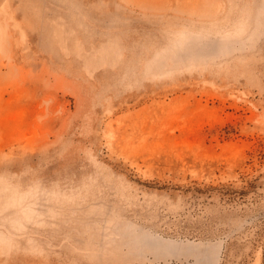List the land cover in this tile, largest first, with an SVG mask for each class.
Wrapping results in <instances>:
<instances>
[{"label": "rangeland", "instance_id": "374dc122", "mask_svg": "<svg viewBox=\"0 0 264 264\" xmlns=\"http://www.w3.org/2000/svg\"><path fill=\"white\" fill-rule=\"evenodd\" d=\"M0 264H264V0H0Z\"/></svg>", "mask_w": 264, "mask_h": 264}]
</instances>
